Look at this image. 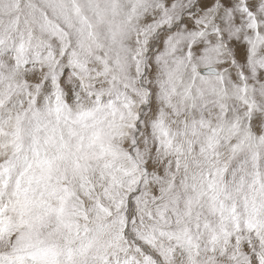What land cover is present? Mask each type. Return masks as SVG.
Wrapping results in <instances>:
<instances>
[{
    "label": "snow or ice",
    "instance_id": "snow-or-ice-1",
    "mask_svg": "<svg viewBox=\"0 0 264 264\" xmlns=\"http://www.w3.org/2000/svg\"><path fill=\"white\" fill-rule=\"evenodd\" d=\"M0 264H264V0H0Z\"/></svg>",
    "mask_w": 264,
    "mask_h": 264
}]
</instances>
